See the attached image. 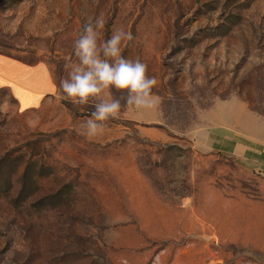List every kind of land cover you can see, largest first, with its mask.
Here are the masks:
<instances>
[{
  "label": "rangeland",
  "instance_id": "obj_1",
  "mask_svg": "<svg viewBox=\"0 0 264 264\" xmlns=\"http://www.w3.org/2000/svg\"><path fill=\"white\" fill-rule=\"evenodd\" d=\"M100 16L101 40L134 36L122 55L159 105L89 139L93 103L59 84ZM0 54L56 84L26 110L0 88V264H264V169L195 136L228 124L264 141V0H0Z\"/></svg>",
  "mask_w": 264,
  "mask_h": 264
},
{
  "label": "clouds",
  "instance_id": "obj_2",
  "mask_svg": "<svg viewBox=\"0 0 264 264\" xmlns=\"http://www.w3.org/2000/svg\"><path fill=\"white\" fill-rule=\"evenodd\" d=\"M105 23L102 16L88 19L73 42L76 61L69 58L66 62L68 77L59 84L65 99L72 103H93L90 118L80 125L81 134L89 139L103 135L106 122L118 119L122 108L141 111L159 105V98L153 95L158 82L147 75V65L122 55V46L134 36L118 28L110 37L101 40ZM112 90L122 95L106 98V93Z\"/></svg>",
  "mask_w": 264,
  "mask_h": 264
},
{
  "label": "crops",
  "instance_id": "obj_3",
  "mask_svg": "<svg viewBox=\"0 0 264 264\" xmlns=\"http://www.w3.org/2000/svg\"><path fill=\"white\" fill-rule=\"evenodd\" d=\"M0 88H6L17 107L26 110L38 107L47 96L55 93L56 84L45 63L28 64L0 54ZM195 136L207 150L248 159L255 167L264 169V141L235 126L212 124Z\"/></svg>",
  "mask_w": 264,
  "mask_h": 264
}]
</instances>
